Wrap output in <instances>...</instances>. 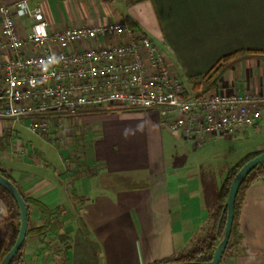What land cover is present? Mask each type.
<instances>
[{
    "label": "crops",
    "instance_id": "crops-1",
    "mask_svg": "<svg viewBox=\"0 0 264 264\" xmlns=\"http://www.w3.org/2000/svg\"><path fill=\"white\" fill-rule=\"evenodd\" d=\"M29 2L42 6L50 31L109 21L141 29L187 82L234 50L264 51V0ZM17 23L22 35L30 32L29 18ZM214 88L264 91V53L241 56ZM49 119L48 135L32 131L28 118L0 119L1 165L24 194L67 209L58 229L63 239L30 237L26 264H152L185 253L210 231L217 207L207 203L210 194L240 159L264 151V115L255 126L200 145L163 127L154 108L103 105ZM29 131L53 142L47 154L31 145ZM203 147L212 152L192 157ZM216 156L224 163L209 164L206 173L203 165ZM120 178L147 186L133 188ZM31 218L41 224L44 214L34 207ZM236 227L219 264H264V175L247 186Z\"/></svg>",
    "mask_w": 264,
    "mask_h": 264
},
{
    "label": "built area",
    "instance_id": "built-area-1",
    "mask_svg": "<svg viewBox=\"0 0 264 264\" xmlns=\"http://www.w3.org/2000/svg\"><path fill=\"white\" fill-rule=\"evenodd\" d=\"M18 18L30 19L25 36ZM204 87L174 74L164 50L129 23L50 31L40 4L0 0V119L28 118L32 131L48 135L53 114L103 105L154 108L163 127L197 145L261 121L264 91Z\"/></svg>",
    "mask_w": 264,
    "mask_h": 264
},
{
    "label": "trees",
    "instance_id": "trees-1",
    "mask_svg": "<svg viewBox=\"0 0 264 264\" xmlns=\"http://www.w3.org/2000/svg\"><path fill=\"white\" fill-rule=\"evenodd\" d=\"M263 54L264 51L257 48H246L234 50L228 54L223 55L211 68L204 74H200L191 78L190 82H195L197 86L203 84L204 86H216L221 75L232 65L234 61L239 59L245 54ZM263 150L251 152L240 159L228 172V175L221 186V189L216 194H210L209 199L207 200L208 204H217V207L212 214V223L210 226V231L206 236L197 239L191 245V247L182 254L171 256L163 260L156 261L152 264H162L167 262L175 261H209L213 258L215 247L218 244L220 238L223 236V228L225 224L226 215L223 217L220 226H218L219 218L221 216L226 197L232 182L233 177L239 170V168L246 163L249 159L255 157L256 155L262 153ZM0 172L6 177L10 178L18 186L16 181L10 176L6 169L0 163ZM259 175H264V162L257 165L252 169L249 174L246 176L244 183L240 187L237 200H236V210H235V221L233 225L232 234L236 232V224L240 212V207L243 202L244 193L247 186L254 181ZM120 181L133 187L140 188L146 187L145 183H131L130 181L120 178ZM206 187L210 185L206 184ZM20 189V187L18 186ZM21 191V189H20ZM22 192V191H21ZM29 211V228L27 238L24 242V245L16 254L11 264H26V245L30 237L34 235H39L43 237H49L48 233L58 234V229L62 225V219L66 215V206L64 204H59L54 208L48 207L46 204L40 200L28 196L22 192ZM39 208L44 214L43 222L38 224L33 222L31 218L32 208ZM10 222L12 224V231L5 237L0 238V262L5 256V254L10 250V248L15 243L17 238L19 227H20V208L15 197L0 184V223ZM56 237H61L63 239L64 235H56ZM232 237V236H231ZM50 239V238H49ZM231 242V239H230ZM230 242L227 247V250L230 248Z\"/></svg>",
    "mask_w": 264,
    "mask_h": 264
},
{
    "label": "water",
    "instance_id": "water-1",
    "mask_svg": "<svg viewBox=\"0 0 264 264\" xmlns=\"http://www.w3.org/2000/svg\"><path fill=\"white\" fill-rule=\"evenodd\" d=\"M264 162V151L255 157L249 159L246 163H244L235 176L232 179L226 201L219 218V224L226 215L225 224L223 228V236L220 238L218 244L215 247L213 258L209 261H175V262H167L162 264H219L222 257L224 256L227 247L229 245L233 225L235 221V210H236V200L240 190V187L245 181L246 176L249 172L254 169L257 165ZM0 184L6 188L16 199L20 208V227L15 243L10 248V250L5 254L0 264H11L12 260L19 252V250L24 245V242L27 238L28 228H29V211L26 200L18 188V186L12 181L10 178L6 177L4 174L0 172Z\"/></svg>",
    "mask_w": 264,
    "mask_h": 264
},
{
    "label": "rangeland",
    "instance_id": "rangeland-1",
    "mask_svg": "<svg viewBox=\"0 0 264 264\" xmlns=\"http://www.w3.org/2000/svg\"><path fill=\"white\" fill-rule=\"evenodd\" d=\"M214 87L215 86H211V87L210 86L209 87L205 86L204 88L206 90H214V91H216L217 89H215ZM25 137H27V139H29V141H31V145L32 146L37 147L38 152H41L43 154H47L48 153V148L49 149L51 148V147H49L50 145L53 146V142H51L49 139H44L42 136H39V135L33 133L32 131H29L28 134H25ZM66 139H67V137L64 136V140L65 141H66ZM205 148L203 147L202 149L198 150L196 153H192V157L196 156L197 158H199L204 153V151L206 152V154L208 156L209 153L212 152V150H210V149L208 150V149H205ZM210 148L212 149V147H210ZM45 158L48 159L50 162H52L49 158H47V156ZM224 160H225L224 156L212 157L211 160H208L206 162V164L203 165V168L206 167L205 171H206V173H208V171L210 170L209 169V167H210L209 164H211V166L218 165V164L220 165L221 163L222 164L224 163ZM219 171H220V169H215V170L213 169L212 170V172L214 174L218 175V176L220 175ZM110 180H113V179L110 177ZM10 226H11V224L9 222L0 223V238L5 237V236H7L10 233V231H11L10 230Z\"/></svg>",
    "mask_w": 264,
    "mask_h": 264
}]
</instances>
